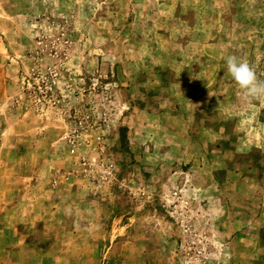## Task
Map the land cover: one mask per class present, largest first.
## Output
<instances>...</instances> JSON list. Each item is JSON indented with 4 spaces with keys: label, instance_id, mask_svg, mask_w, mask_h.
Instances as JSON below:
<instances>
[{
    "label": "rangeland",
    "instance_id": "374dc122",
    "mask_svg": "<svg viewBox=\"0 0 264 264\" xmlns=\"http://www.w3.org/2000/svg\"><path fill=\"white\" fill-rule=\"evenodd\" d=\"M264 0H0V264H264Z\"/></svg>",
    "mask_w": 264,
    "mask_h": 264
},
{
    "label": "clouds",
    "instance_id": "9594fccd",
    "mask_svg": "<svg viewBox=\"0 0 264 264\" xmlns=\"http://www.w3.org/2000/svg\"><path fill=\"white\" fill-rule=\"evenodd\" d=\"M228 73L243 91L245 101L251 103L264 97V80L257 77L255 69L241 57L231 54L226 57Z\"/></svg>",
    "mask_w": 264,
    "mask_h": 264
}]
</instances>
